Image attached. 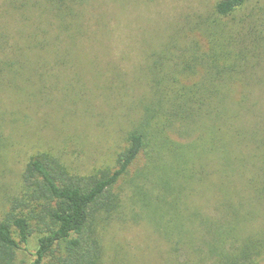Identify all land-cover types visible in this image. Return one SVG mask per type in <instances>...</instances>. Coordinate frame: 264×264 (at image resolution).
<instances>
[{
    "label": "trees",
    "instance_id": "obj_1",
    "mask_svg": "<svg viewBox=\"0 0 264 264\" xmlns=\"http://www.w3.org/2000/svg\"><path fill=\"white\" fill-rule=\"evenodd\" d=\"M251 1L217 0L151 50L149 90L132 105L111 166L76 173L49 153L30 158L0 218V264H15L35 233L30 264H109L120 246L112 229L130 219L155 226L175 259L186 256L174 264H264V228H244L264 203V105L255 83L264 14ZM86 2L6 0L4 11L29 24L12 42L2 26L0 70L30 66L34 50L77 47Z\"/></svg>",
    "mask_w": 264,
    "mask_h": 264
},
{
    "label": "rangeland",
    "instance_id": "obj_2",
    "mask_svg": "<svg viewBox=\"0 0 264 264\" xmlns=\"http://www.w3.org/2000/svg\"><path fill=\"white\" fill-rule=\"evenodd\" d=\"M216 1L88 0V29L77 35V47L70 52L34 50L28 55L30 66L0 70V218L19 194L33 155H55L76 173L113 164L128 115L135 110L132 105L149 90L146 65L151 50L191 28L188 21L210 12ZM252 5L263 8L264 14V0H252L248 8ZM5 7L6 0H0V31L7 23L12 42L29 22L7 14ZM42 16L45 25L49 14ZM52 31H58L55 25ZM40 56L47 59L45 64L38 61ZM256 66V98L264 105V54ZM254 210L256 220L244 228L262 229L264 203ZM112 235L120 246L117 255L111 252L109 264H174L186 258L175 259L171 244L146 221L130 219L116 225ZM37 241V233L30 236V250H18L15 264H30Z\"/></svg>",
    "mask_w": 264,
    "mask_h": 264
}]
</instances>
